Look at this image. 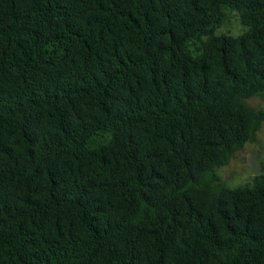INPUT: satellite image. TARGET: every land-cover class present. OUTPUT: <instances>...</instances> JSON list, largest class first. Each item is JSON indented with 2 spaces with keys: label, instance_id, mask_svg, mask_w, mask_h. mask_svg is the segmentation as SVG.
Here are the masks:
<instances>
[{
  "label": "trees",
  "instance_id": "obj_1",
  "mask_svg": "<svg viewBox=\"0 0 264 264\" xmlns=\"http://www.w3.org/2000/svg\"><path fill=\"white\" fill-rule=\"evenodd\" d=\"M262 94L264 0H0V264H264Z\"/></svg>",
  "mask_w": 264,
  "mask_h": 264
},
{
  "label": "rangeland",
  "instance_id": "obj_2",
  "mask_svg": "<svg viewBox=\"0 0 264 264\" xmlns=\"http://www.w3.org/2000/svg\"><path fill=\"white\" fill-rule=\"evenodd\" d=\"M226 18L224 23L216 30V35H232L237 36L236 34L239 31L244 30L245 28L241 25L238 16L236 13H226ZM247 104L253 107L256 110L264 111V94L261 96L252 97L246 100ZM253 145L257 146L260 150L256 152L257 163L260 165V174H264V159H261V155L264 154V122L258 132L256 142L248 143L244 148L236 152L229 163L217 170L218 176L221 178V181L228 187L234 188L238 186L246 185L252 181V174L248 180L242 178V173L244 169L241 165L246 164L245 162V153H251ZM259 161V162H258Z\"/></svg>",
  "mask_w": 264,
  "mask_h": 264
},
{
  "label": "water",
  "instance_id": "obj_3",
  "mask_svg": "<svg viewBox=\"0 0 264 264\" xmlns=\"http://www.w3.org/2000/svg\"><path fill=\"white\" fill-rule=\"evenodd\" d=\"M245 162L248 166H250V171L252 176H258L260 174V165L257 163V155L249 153L246 158Z\"/></svg>",
  "mask_w": 264,
  "mask_h": 264
},
{
  "label": "clouds",
  "instance_id": "obj_4",
  "mask_svg": "<svg viewBox=\"0 0 264 264\" xmlns=\"http://www.w3.org/2000/svg\"><path fill=\"white\" fill-rule=\"evenodd\" d=\"M244 31H246V29L242 30V31H239L236 35L237 37L240 36V35H243L244 34ZM260 149L253 145L252 149H251V154H255L257 151H259ZM249 153H245V156H247ZM261 159H264V154L261 155L260 157ZM259 162V161H258ZM241 167L244 169L243 173H242V178L244 180H248L251 176V171H250V166H248L247 164H243L241 165Z\"/></svg>",
  "mask_w": 264,
  "mask_h": 264
}]
</instances>
